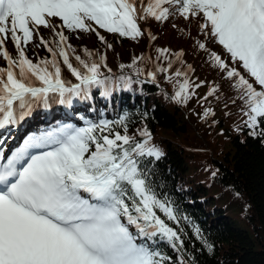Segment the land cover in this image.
I'll use <instances>...</instances> for the list:
<instances>
[{
	"label": "snow or ice",
	"instance_id": "obj_1",
	"mask_svg": "<svg viewBox=\"0 0 264 264\" xmlns=\"http://www.w3.org/2000/svg\"><path fill=\"white\" fill-rule=\"evenodd\" d=\"M176 16L198 19L203 39L195 46L235 93L229 102L239 104L248 135L264 143V0H0V58L6 62L0 67V264H173L165 248L176 254L175 264L194 260L181 225L188 217L155 179L164 152L146 124L130 133L127 112L116 119L85 120L84 126L62 123L29 134L11 150L6 144L33 108L48 107L53 96L71 107L74 98L88 99L93 88L110 95L116 81L102 71L112 72L106 55L87 48L84 58L74 55L65 29L94 33L111 49L100 30L134 41L146 34L154 41L140 21L162 23ZM41 28L56 39H45ZM30 45L43 46L50 57L34 62L27 55ZM156 53L155 60L134 56L119 67L141 76L145 70L138 65L150 61L149 81L156 83L158 73L175 81L171 99L187 104L206 82L191 79L194 69L183 61V50L157 48ZM61 62L76 83L64 78ZM118 79L126 87L145 82ZM220 92L219 85L209 86L197 102L219 99ZM214 115L208 107L202 118ZM194 231L211 253L214 246L201 229Z\"/></svg>",
	"mask_w": 264,
	"mask_h": 264
},
{
	"label": "trees",
	"instance_id": "obj_2",
	"mask_svg": "<svg viewBox=\"0 0 264 264\" xmlns=\"http://www.w3.org/2000/svg\"><path fill=\"white\" fill-rule=\"evenodd\" d=\"M140 23L145 33L151 31L156 40L149 41L145 34L134 41L100 30L113 45L111 49L94 33H70L65 29L76 49L74 55L84 58L83 50H91L89 45L94 52L106 55L112 72L102 71L116 83L110 95L101 96V89L93 88L88 99L74 98L71 107L60 104L57 96L49 100L48 107L35 106L23 121L26 128L23 136L39 134L62 123L84 126L85 120L116 119L127 112L130 133L146 124L153 133V142L164 152L155 164V179L160 190L175 202L179 213L188 217L181 225L187 253L194 258L190 264H264V143L261 138L248 135L239 104L229 102L235 93L221 78L223 74L211 66L207 53L195 46L196 39H203L198 31V19L184 20L176 16L162 23L151 18ZM40 32L45 39H56L48 29L41 28ZM206 43L210 49L222 52L221 46L214 42ZM157 48L172 52L183 50V61L194 69L191 79L206 82L187 104L171 99L176 90L175 81L169 83L160 73L156 83L149 81L146 73L151 70L150 61L138 65L145 70L141 76L134 68L120 69L121 64H130L134 56H150L155 60ZM33 50L39 52L40 58L50 57L43 46L30 45L27 55L34 62L37 59L32 55ZM74 55L72 62L76 64ZM61 67L64 78L76 83L62 62ZM122 75L145 82L126 87L118 79ZM212 85L220 86V98L211 97L207 102L198 103V98ZM225 103L229 104L227 108ZM208 107L215 115L204 119L203 112ZM144 113L147 119H143ZM238 127L243 130L238 131ZM195 227L214 246L211 253L195 235ZM165 251L175 264L176 254L168 248Z\"/></svg>",
	"mask_w": 264,
	"mask_h": 264
},
{
	"label": "rangeland",
	"instance_id": "obj_3",
	"mask_svg": "<svg viewBox=\"0 0 264 264\" xmlns=\"http://www.w3.org/2000/svg\"><path fill=\"white\" fill-rule=\"evenodd\" d=\"M47 34H50V33H47ZM41 35H43L42 32H41ZM49 39L52 40L53 38L50 37ZM6 46L9 49L10 52H15L16 53L15 47H14V45L11 42H8ZM89 46H90L91 50L94 51L93 47L91 45H89ZM32 55L36 59L40 58L39 52H37L35 50L32 51ZM3 66H6V62H4L2 58H0V67H3ZM23 125L24 124H23V121H22L17 127H15V129L12 130V133L9 134V139L6 141V144L10 145L9 146L10 149L14 148V146L17 145V143H18V145L22 144V140L24 139L23 134H24V132L26 130L25 127L23 128Z\"/></svg>",
	"mask_w": 264,
	"mask_h": 264
},
{
	"label": "bare ground",
	"instance_id": "obj_4",
	"mask_svg": "<svg viewBox=\"0 0 264 264\" xmlns=\"http://www.w3.org/2000/svg\"><path fill=\"white\" fill-rule=\"evenodd\" d=\"M9 146H10V145H9V144H7V149H8V150H11V149L9 148ZM12 149H13V148H12Z\"/></svg>",
	"mask_w": 264,
	"mask_h": 264
}]
</instances>
